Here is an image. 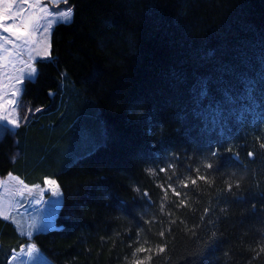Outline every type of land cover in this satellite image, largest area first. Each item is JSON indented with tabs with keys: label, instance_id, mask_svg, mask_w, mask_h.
<instances>
[{
	"label": "trees",
	"instance_id": "trees-1",
	"mask_svg": "<svg viewBox=\"0 0 264 264\" xmlns=\"http://www.w3.org/2000/svg\"><path fill=\"white\" fill-rule=\"evenodd\" d=\"M69 3L0 137V175L58 180V227L0 216V264H264V0Z\"/></svg>",
	"mask_w": 264,
	"mask_h": 264
},
{
	"label": "rangeland",
	"instance_id": "rangeland-1",
	"mask_svg": "<svg viewBox=\"0 0 264 264\" xmlns=\"http://www.w3.org/2000/svg\"><path fill=\"white\" fill-rule=\"evenodd\" d=\"M36 2L37 0H0V24L3 25L0 27V44H4L7 49V51L0 49V105H3L2 110L12 107L10 101L14 99L13 93L16 88L20 87V84L16 83V78L21 75L20 70L26 68L29 63L38 69V60L44 59L47 45L49 41L51 43L53 29L62 22L57 20L52 24L51 29H47L46 25L53 17L45 16L39 7L34 6ZM43 6H46L50 12L72 8L69 0L67 4L62 3L58 8L49 4L47 0H41V7ZM9 26L14 31L5 32L4 27ZM16 28H19L20 31H15ZM24 31L29 32L28 44L17 39V36ZM4 37H7L11 43H6ZM37 52H39V56H37ZM26 81L27 79L23 81V87H25ZM21 115L23 114L21 113ZM9 127L11 132L16 129ZM46 180H55L59 187L45 182L27 184L14 172L0 175V213H2L0 216L8 217L6 219L11 220L22 234L29 237L38 232H47L58 227L57 216L64 202V192L56 178L48 177ZM21 181L23 184L20 183ZM25 186L31 192L25 190ZM29 233L31 234L29 235ZM33 245L38 250V254L34 253L36 259L28 255V250ZM10 263L55 264L41 248L32 242L24 244L19 250H16Z\"/></svg>",
	"mask_w": 264,
	"mask_h": 264
},
{
	"label": "snow or ice",
	"instance_id": "snow-or-ice-1",
	"mask_svg": "<svg viewBox=\"0 0 264 264\" xmlns=\"http://www.w3.org/2000/svg\"><path fill=\"white\" fill-rule=\"evenodd\" d=\"M47 2L53 6H55L56 8L59 7L60 4H67L68 0H47ZM35 7H39L40 11L43 12L45 14V16H52L53 19L48 21V24L46 25L47 29H51L52 24L55 23L57 20L58 21H62V22H67L70 23L73 17V11L72 8L69 7L67 10H61L59 12H50L48 10V8L46 6L41 7V0H37L36 4L34 5ZM5 19H7V17H5ZM0 27H3L2 24H0ZM33 30H35V27H33ZM4 31L8 32V31H14V29L9 26V27H4ZM15 31H20L19 28H16ZM29 35L28 31H24L21 32V34L19 36H17V39H21L22 43L24 44H28L29 40L27 39ZM5 40L6 43H11V41L8 40L7 37L3 38ZM0 49H4L5 51H7V49L5 48L4 44H0ZM51 43L49 41L48 45H47V49L44 52V57L43 58H50L51 57ZM39 52H37V56H39ZM21 75L20 77L16 78V83L20 84V87L15 89V92L13 93L14 99H12L10 101L12 107L8 110H2L3 109V105H0V137L3 136L4 132L9 131L10 127L11 128H19L21 126L22 123L27 122L28 120V114L33 112V111H41V109H31L30 107H28L23 99V93L25 91L24 87H23V81L25 79L31 81L32 79L35 78V76L38 73V69L33 66V64L29 63L27 64L26 68L21 69ZM18 94V95H17ZM21 113L23 115H21ZM14 114V116H13ZM12 117V118H10ZM215 154V153H213ZM249 155H252L251 153H249ZM208 168H211L212 165L208 164L207 165ZM171 168V165L169 166V169ZM167 169H160V171H166ZM197 172L199 171V169L196 170ZM170 179V178H169ZM191 180V183L193 185H195L197 183V180H205L206 177L204 176H197L196 178H189ZM21 184H23V182H20ZM45 183L50 184V185H56V181L55 180H46ZM57 188L59 187L58 185H56ZM183 186L187 187V180L183 182ZM161 187H163V185H161ZM232 187V185H229V189ZM168 188L171 189V191L176 195V196H180V192H177L175 188L172 187L171 184L168 185ZM25 190L31 192L30 189H27L25 186ZM165 192H167V189H165ZM39 203V201H37ZM182 205L184 204V201L180 202ZM2 214V213H0ZM8 218V217H5ZM33 227H35V225H33ZM31 233H29L30 235ZM160 235H164L163 232L160 233ZM138 251L140 252H145L148 251V249L145 248H140L138 249ZM159 252H164L165 248L163 246L159 247L158 249ZM260 251L264 252V248H261ZM38 254V250L35 249V246L33 245L32 248H30L28 250V255L30 257H32L33 259H36V255ZM149 260L151 259V257L148 258ZM136 264H142L141 261H137Z\"/></svg>",
	"mask_w": 264,
	"mask_h": 264
},
{
	"label": "crops",
	"instance_id": "crops-1",
	"mask_svg": "<svg viewBox=\"0 0 264 264\" xmlns=\"http://www.w3.org/2000/svg\"><path fill=\"white\" fill-rule=\"evenodd\" d=\"M11 260V259H10Z\"/></svg>",
	"mask_w": 264,
	"mask_h": 264
}]
</instances>
